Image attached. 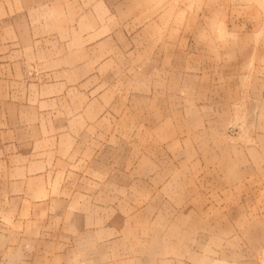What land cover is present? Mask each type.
Listing matches in <instances>:
<instances>
[{
  "label": "rangeland",
  "instance_id": "rangeland-1",
  "mask_svg": "<svg viewBox=\"0 0 264 264\" xmlns=\"http://www.w3.org/2000/svg\"><path fill=\"white\" fill-rule=\"evenodd\" d=\"M16 2L0 105L37 127L0 184L52 173L24 242L49 264H264V0Z\"/></svg>",
  "mask_w": 264,
  "mask_h": 264
},
{
  "label": "crops",
  "instance_id": "crops-1",
  "mask_svg": "<svg viewBox=\"0 0 264 264\" xmlns=\"http://www.w3.org/2000/svg\"><path fill=\"white\" fill-rule=\"evenodd\" d=\"M4 1H6V3H4ZM4 1L0 4V12L2 13L6 7H9L8 1H17L15 5L19 3L22 6H29L36 3L41 5L46 0ZM24 20L25 19H23V21ZM19 24L20 29H25V27L27 29V25H29L27 22L26 24ZM19 76L20 75L17 77ZM30 89H32V87H30ZM31 94H29V97H31ZM4 104L6 107L3 108V104H1L0 112L5 113L6 116L10 113L11 119L13 120L7 119L6 116L0 120V160L9 158L5 154L7 153L6 151L5 153H2V149L5 144L14 142L21 136L24 137L26 133L37 127L36 119H28V117H32V113H36L33 105L24 107V105L8 104V102H5ZM30 125H32V127H30ZM47 130L48 129H45L46 134ZM263 138L259 141L260 144H264ZM258 139H261V136ZM14 158L20 159L22 157L21 155H18ZM12 173L14 176L13 178H1L2 183L0 184V193L7 192L6 194H10V199L2 200L0 198V207L6 208V212H0V218L8 224L6 228L2 227L0 232V264H49L51 261L49 258H42L38 250L36 251L31 244L24 242L28 240L34 241V235L28 232H22L23 226L21 225L40 223L38 217L31 214L30 210L44 208L46 207V204L33 203L32 199L28 196V193L34 192L41 194L37 200H41V197L43 198L46 193H49L50 190L47 188L46 180L47 177L50 176L51 171L46 173V170H44L32 174L27 173L24 168L18 167L14 169ZM8 174V170L0 169V175L8 176ZM26 179H28V182H26ZM48 186L50 187V185ZM49 199L50 196L48 200ZM3 201H6L7 203H3ZM44 201L47 200L45 199ZM54 203L58 205L59 201L57 202L56 199H54L50 205ZM60 203L61 205L63 204L62 201H60ZM65 251L66 255L67 252L69 254L68 258L67 256H61L64 258L60 260V264H73L74 260L72 250L65 249ZM53 256H56L55 251L53 252Z\"/></svg>",
  "mask_w": 264,
  "mask_h": 264
}]
</instances>
